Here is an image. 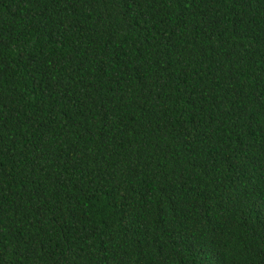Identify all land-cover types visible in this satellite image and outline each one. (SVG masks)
<instances>
[{"label":"trees","instance_id":"16d2710c","mask_svg":"<svg viewBox=\"0 0 264 264\" xmlns=\"http://www.w3.org/2000/svg\"><path fill=\"white\" fill-rule=\"evenodd\" d=\"M0 264H264V0H0Z\"/></svg>","mask_w":264,"mask_h":264}]
</instances>
